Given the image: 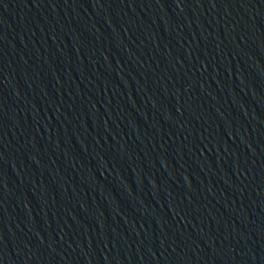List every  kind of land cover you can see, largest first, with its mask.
<instances>
[{"label":"water","instance_id":"obj_1","mask_svg":"<svg viewBox=\"0 0 264 264\" xmlns=\"http://www.w3.org/2000/svg\"><path fill=\"white\" fill-rule=\"evenodd\" d=\"M0 264H264V0H0Z\"/></svg>","mask_w":264,"mask_h":264}]
</instances>
